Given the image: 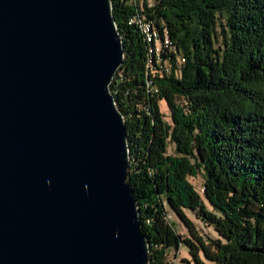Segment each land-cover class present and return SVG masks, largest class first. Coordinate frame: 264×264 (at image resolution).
<instances>
[{"label": "trees", "instance_id": "trees-1", "mask_svg": "<svg viewBox=\"0 0 264 264\" xmlns=\"http://www.w3.org/2000/svg\"><path fill=\"white\" fill-rule=\"evenodd\" d=\"M110 2L123 62L109 88L149 264L181 247L182 264H264V0Z\"/></svg>", "mask_w": 264, "mask_h": 264}, {"label": "water", "instance_id": "water-1", "mask_svg": "<svg viewBox=\"0 0 264 264\" xmlns=\"http://www.w3.org/2000/svg\"><path fill=\"white\" fill-rule=\"evenodd\" d=\"M110 0H0V264H149L126 182Z\"/></svg>", "mask_w": 264, "mask_h": 264}, {"label": "rangeland", "instance_id": "rangeland-1", "mask_svg": "<svg viewBox=\"0 0 264 264\" xmlns=\"http://www.w3.org/2000/svg\"><path fill=\"white\" fill-rule=\"evenodd\" d=\"M149 2H151L152 0H148ZM144 27V28H143ZM141 29V31L145 30V26H143ZM161 107V111L163 113V115L165 116V120H167V108L164 104V102H161L160 104ZM188 180L192 183V186L194 187V189L199 192L200 188H201V179L199 177V175H197L195 178H191L189 177ZM170 220H172L174 222V227L177 231L178 234L182 235L185 234V230L183 229L182 225L174 218V216H170L169 217ZM191 219V218H190ZM191 221L194 223L195 227L198 229V231L202 234H205L209 237H214L215 233L208 227H205V225H203L202 223L192 220ZM183 258H187V253L184 247H181L178 249L177 252H175L174 250H169L168 252V256H167V262L166 264H182V259Z\"/></svg>", "mask_w": 264, "mask_h": 264}, {"label": "bare ground", "instance_id": "bare-ground-1", "mask_svg": "<svg viewBox=\"0 0 264 264\" xmlns=\"http://www.w3.org/2000/svg\"><path fill=\"white\" fill-rule=\"evenodd\" d=\"M138 21H139V24H140L139 26H140L141 29H143L144 28L143 26H145V30H143L142 32L145 35L146 41H148V43H151L152 39L158 38L157 34L152 31V29H151V27L149 26L148 23H145V22H143L141 20H138Z\"/></svg>", "mask_w": 264, "mask_h": 264}, {"label": "built area", "instance_id": "built-area-1", "mask_svg": "<svg viewBox=\"0 0 264 264\" xmlns=\"http://www.w3.org/2000/svg\"><path fill=\"white\" fill-rule=\"evenodd\" d=\"M164 38H165V36H164ZM164 38H163V40H164ZM161 67H164V60L160 59L159 55H158V67L155 68V73H159L160 74V68Z\"/></svg>", "mask_w": 264, "mask_h": 264}]
</instances>
